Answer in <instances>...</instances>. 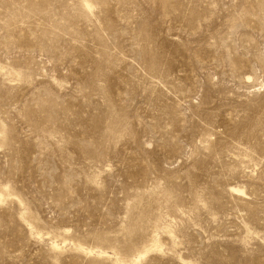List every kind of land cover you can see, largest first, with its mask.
<instances>
[{
    "label": "rangeland",
    "instance_id": "obj_1",
    "mask_svg": "<svg viewBox=\"0 0 264 264\" xmlns=\"http://www.w3.org/2000/svg\"><path fill=\"white\" fill-rule=\"evenodd\" d=\"M117 259L264 264V0H0V264Z\"/></svg>",
    "mask_w": 264,
    "mask_h": 264
},
{
    "label": "bare ground",
    "instance_id": "obj_2",
    "mask_svg": "<svg viewBox=\"0 0 264 264\" xmlns=\"http://www.w3.org/2000/svg\"><path fill=\"white\" fill-rule=\"evenodd\" d=\"M53 247L57 249V246H56V245H54ZM153 247H154V248H157L158 245L155 244ZM154 248H153V249H154ZM100 255L105 257V254H104V253H100ZM134 261H135V260H134ZM137 263H138V261H135L133 264H137ZM114 264H125V263H123L122 261H120V260L117 259V260L114 261Z\"/></svg>",
    "mask_w": 264,
    "mask_h": 264
}]
</instances>
